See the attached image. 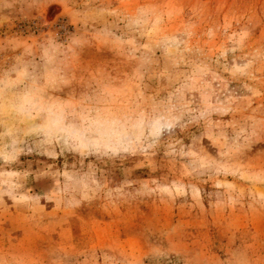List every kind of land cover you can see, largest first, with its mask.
Segmentation results:
<instances>
[{
    "label": "rangeland",
    "instance_id": "obj_1",
    "mask_svg": "<svg viewBox=\"0 0 264 264\" xmlns=\"http://www.w3.org/2000/svg\"><path fill=\"white\" fill-rule=\"evenodd\" d=\"M0 264H264V0H0Z\"/></svg>",
    "mask_w": 264,
    "mask_h": 264
}]
</instances>
